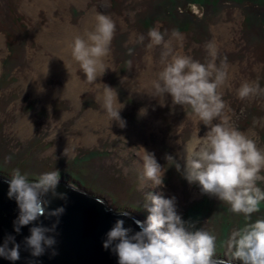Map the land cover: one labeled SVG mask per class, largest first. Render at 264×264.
Returning <instances> with one entry per match:
<instances>
[{
    "label": "rangeland",
    "instance_id": "1",
    "mask_svg": "<svg viewBox=\"0 0 264 264\" xmlns=\"http://www.w3.org/2000/svg\"><path fill=\"white\" fill-rule=\"evenodd\" d=\"M48 1L51 5L0 0V174L10 178L18 168L32 181L59 170L62 181H71L78 189L103 197L112 209L130 211L144 221L146 194L163 192L166 198H176L177 212L185 222L217 236L216 256L225 257L222 242L245 224V218L202 194L198 184H189L166 161V154L182 160L188 140L197 131L203 137L208 128L187 121L185 110L173 104L170 95L154 94L149 82L160 70L161 47L146 48L147 32L153 27L169 34L178 29L184 41L182 48L174 44L176 50L201 63L207 58L204 45L216 43L217 64H227L228 79L221 92L231 120L264 151V95L237 97L244 82H258L264 88L262 1ZM97 13L110 16L116 31L104 75L88 83L68 44L93 27ZM140 35L145 36L143 44L136 42ZM148 55L151 65L145 59ZM100 84L115 89L124 127L107 118L100 98L103 89L96 87ZM184 122L181 131L177 126ZM141 148L154 153L164 168L163 188L143 179ZM257 186L264 190V182ZM258 218H264V202L252 216Z\"/></svg>",
    "mask_w": 264,
    "mask_h": 264
},
{
    "label": "clouds",
    "instance_id": "2",
    "mask_svg": "<svg viewBox=\"0 0 264 264\" xmlns=\"http://www.w3.org/2000/svg\"><path fill=\"white\" fill-rule=\"evenodd\" d=\"M115 31L113 19L97 13L93 27L69 42L71 57L88 83H94L104 75ZM147 37L149 51L161 47L160 70L149 82L154 94L170 95L172 103L185 110L187 121L202 122L208 128L203 137L197 131L188 140L182 160L166 154V161L173 163L189 184H198L202 194L226 203L232 213L242 214L245 224L232 230L222 242L226 259L218 258L216 235L205 227L197 228L195 223L185 222L177 212L175 197L166 198L163 192L158 195L148 192L143 204L148 214L145 221L136 220L129 211L116 213L118 217L132 218L140 230L125 227V220L117 219L105 234L103 248L117 256L118 264H234L237 261L264 264V218L252 220L264 202V190L257 186L258 181L264 182V176L260 175L264 170V151L231 120V109L221 92L228 79L227 64L225 61L217 64L218 46L215 42H207L204 45L207 58L201 63L176 50L174 44L182 48L184 41L178 29L169 34L153 27L148 30ZM144 40L145 36L140 35L136 42L143 44ZM128 55H132V49L128 50ZM145 59L150 65L153 63L151 55ZM96 87L103 89L100 98L107 118L124 127L126 122L120 116L115 89L106 84ZM261 95H264V88L258 82H244L237 90V97L241 100ZM140 114H144L143 109ZM186 123H181L178 129L182 131ZM141 149L143 179L150 181L154 188H163L164 168L154 153ZM10 159L6 157V160ZM5 182L9 185L8 198L14 199L19 209L13 222L14 231L19 234L22 227L33 225L29 229L30 235L23 241L25 251L34 258L29 264H36L35 258L49 250L50 257L58 255L55 247L59 236L57 229L69 200L67 192L58 191L61 183L59 170L45 172L30 181L17 168ZM66 187L78 192L71 181L66 182ZM55 200L63 201L64 205L51 208ZM41 217L50 221V225L45 226ZM20 247L15 237L8 235L0 246V257L15 262L20 259Z\"/></svg>",
    "mask_w": 264,
    "mask_h": 264
},
{
    "label": "water",
    "instance_id": "3",
    "mask_svg": "<svg viewBox=\"0 0 264 264\" xmlns=\"http://www.w3.org/2000/svg\"><path fill=\"white\" fill-rule=\"evenodd\" d=\"M6 179V176L0 174V246L8 235H12L21 247L19 260L13 262L0 257V264H29L34 258L25 251L23 241L30 235L29 229L33 225L22 227L19 234L14 231L13 222L19 215V209L16 201L8 198L9 185L5 182ZM58 191L67 192L69 196L65 214L60 218L57 229L59 236L55 247L58 255L50 257L49 250L43 256L35 258L36 264H118L117 256L111 250H105L102 242L117 219H124L125 227L140 230L132 218L116 215L117 212L127 210L112 209L103 197L83 188L78 189V192L72 191L66 187V181L61 180ZM63 205V201L55 200L51 208ZM130 213L136 220L144 221L140 216ZM40 219L45 226L51 223L44 217ZM218 258L226 259L221 256ZM234 264L242 263L237 261Z\"/></svg>",
    "mask_w": 264,
    "mask_h": 264
},
{
    "label": "trees",
    "instance_id": "4",
    "mask_svg": "<svg viewBox=\"0 0 264 264\" xmlns=\"http://www.w3.org/2000/svg\"><path fill=\"white\" fill-rule=\"evenodd\" d=\"M260 1H262V4H264V0H259V2H260ZM261 10H262V11H261V12H262V16H261V17H262V20H261L262 23H261V26L264 27V8L261 9Z\"/></svg>",
    "mask_w": 264,
    "mask_h": 264
},
{
    "label": "bare ground",
    "instance_id": "5",
    "mask_svg": "<svg viewBox=\"0 0 264 264\" xmlns=\"http://www.w3.org/2000/svg\"><path fill=\"white\" fill-rule=\"evenodd\" d=\"M37 1H38V0H37ZM41 1L45 2L46 4L51 5V3H50L48 0H40V2H41ZM36 4H37V3H36ZM48 7H49V6H48ZM70 79H71V78H70ZM71 81H72V80H71ZM73 83H74V82H73ZM71 84H72V83H71ZM68 89H69V90H72V86H68ZM69 90H68V91H69ZM68 91H67V92H68ZM67 95H68V94H67ZM70 96H72V95H70Z\"/></svg>",
    "mask_w": 264,
    "mask_h": 264
}]
</instances>
